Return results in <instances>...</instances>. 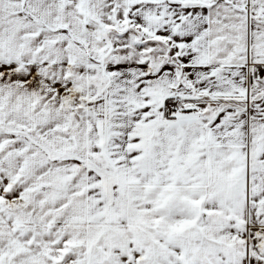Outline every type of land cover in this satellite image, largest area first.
<instances>
[{
	"label": "snow or ice",
	"instance_id": "snow-or-ice-1",
	"mask_svg": "<svg viewBox=\"0 0 264 264\" xmlns=\"http://www.w3.org/2000/svg\"><path fill=\"white\" fill-rule=\"evenodd\" d=\"M0 264H264V0H0Z\"/></svg>",
	"mask_w": 264,
	"mask_h": 264
}]
</instances>
